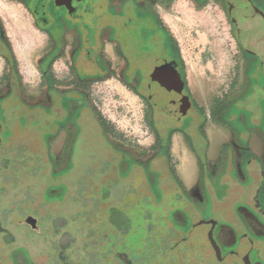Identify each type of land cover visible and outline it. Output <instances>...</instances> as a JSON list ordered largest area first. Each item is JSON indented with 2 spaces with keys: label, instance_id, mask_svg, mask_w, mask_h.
I'll use <instances>...</instances> for the list:
<instances>
[{
  "label": "rangeland",
  "instance_id": "1",
  "mask_svg": "<svg viewBox=\"0 0 264 264\" xmlns=\"http://www.w3.org/2000/svg\"><path fill=\"white\" fill-rule=\"evenodd\" d=\"M218 5L212 0L201 5L172 0L160 9L184 59L190 95L202 109L192 111L194 119L189 112L176 123L154 110L162 138L153 162L140 165L131 157L111 154L92 122L74 149L70 142L61 147V134L54 140L58 127L49 109L24 121L17 117L25 115L26 107L8 102L5 121L0 116V264H148L150 258L161 264L163 257L168 264H179L175 256L184 251L187 259L181 264H219L205 239L209 220L226 227H240V221L253 226L257 220L262 236L247 225L245 233L247 239L264 244V91L261 97L249 95L252 82H246L245 57ZM0 15L23 78L33 81L44 35L33 29L30 17L16 3L0 1ZM248 42L255 47L252 39ZM250 60L253 82L263 88L264 66L258 68L256 57ZM217 96H226L224 106L217 109L225 126L209 121L215 113L210 104ZM90 101L121 139L142 150L149 148L153 138L142 100L116 80H104L91 85ZM201 125L206 139L198 129ZM174 127L184 129L187 139L179 133L170 139ZM70 133L74 138V129ZM223 135L231 138L238 160L231 145H217ZM169 170L186 186L188 198L172 174H166ZM222 178L242 193L230 189ZM193 179L200 203L191 195ZM161 181L163 192L158 190ZM208 185L220 200L216 206L209 201ZM189 205L198 209V216L192 217ZM175 210L182 216L180 224L173 221ZM29 217L35 220L34 228L25 222ZM174 229L183 234L190 230L191 237L178 243ZM259 246L258 252L249 253L251 264H264V246ZM227 251L220 248L222 264L241 263ZM118 254L125 256L117 258Z\"/></svg>",
  "mask_w": 264,
  "mask_h": 264
},
{
  "label": "flooded vegetation",
  "instance_id": "2",
  "mask_svg": "<svg viewBox=\"0 0 264 264\" xmlns=\"http://www.w3.org/2000/svg\"><path fill=\"white\" fill-rule=\"evenodd\" d=\"M0 1L21 6L30 17L33 29L43 34L45 38L44 46L34 65L37 76L33 81L26 80L23 78L0 15V116L3 120L7 118L10 109L8 102L12 100L15 103L13 106H25L28 110L25 115L21 112L22 114L20 113L17 117V119L21 117L24 121L31 120V117L42 109H49L54 125L58 127L54 140L57 137L60 138L61 134V147L66 142H70L72 149L80 141L83 132L88 130L89 123H96L100 130V138L111 154L117 157H131L134 162L142 165L145 161L153 162L158 157L155 151L162 137L157 126L159 120L154 110H160L166 118L176 123L186 117L189 112L202 109L196 105L190 95L184 59L175 36L163 24L160 15V9H164L172 0ZM189 1L193 5H201L210 0ZM212 1L219 4L218 6L222 9L229 25V32L245 57L246 82L250 84L252 82L249 95L260 96L264 87H259L253 82L254 65L251 64L250 58H258V68L264 66L262 56L264 0ZM251 39L255 47L249 46L251 44L248 40ZM262 76H264V69ZM104 80H116L121 87L142 100L146 128L153 138L146 150L139 149L121 139L116 128L107 122L96 104L90 101L91 85ZM225 99L219 102L213 99L210 104V108L215 107V113L209 117V121L213 120L221 126L225 124L219 121L217 111L221 110L217 109L224 106ZM194 115L196 114L192 112L193 119ZM205 123L206 121L203 125ZM13 125L17 126V121L14 120ZM203 125L198 129L206 139ZM73 129L74 138L70 135ZM175 133H179L184 140L187 139L184 129L180 130L177 127L169 133L170 139ZM231 147L234 148L233 152L237 154L235 157L238 160L239 152L234 145ZM247 149L249 147L245 148ZM192 153L194 155L195 151L193 150ZM167 154L164 156L165 160H169V148H167ZM138 155L144 159L139 161ZM167 173L172 174L180 193L187 197L186 186L176 173L170 170ZM251 176L256 179L253 173ZM226 181L230 184L229 179H221L222 183ZM190 183L192 192L195 193L191 195L199 203L202 202L200 193L198 190L195 191L194 179ZM207 189L209 201L214 206L211 193L216 196L215 190L209 185ZM158 190L160 192L166 190L162 181L159 183ZM242 191L239 188L238 193ZM146 192L150 193L148 188ZM189 207L192 209L190 211V214H193L192 217L198 216V209L191 205ZM172 215L174 222L179 224L183 222L177 210L173 211ZM254 222L252 226L240 221V227L238 225L226 227L211 220L206 222L205 239L219 264L223 263L220 256L221 247L227 248L230 256L239 257L240 264H251L248 260L249 253L253 250L258 252L259 245L264 246L260 244L262 241L254 242L247 239L246 225L257 236H262V226L257 220ZM148 225L149 230L151 224ZM189 232L190 230H187L183 234L174 229L175 235L179 238L178 243L185 242L187 237L190 238L192 232ZM209 234L219 248V256L210 244ZM245 241H248L250 245L244 246ZM177 253L179 254L175 256V259L179 261L178 263H185L187 259L185 251ZM122 255L118 254L116 257L119 258ZM160 262L168 264L167 257H163ZM148 264H155V259L150 258Z\"/></svg>",
  "mask_w": 264,
  "mask_h": 264
},
{
  "label": "crops",
  "instance_id": "3",
  "mask_svg": "<svg viewBox=\"0 0 264 264\" xmlns=\"http://www.w3.org/2000/svg\"><path fill=\"white\" fill-rule=\"evenodd\" d=\"M186 76H187V72H186ZM187 82H188V76H187ZM213 99H215V100H217V102H219L220 100H222L224 98H222V96H220V97L217 96ZM219 138H220V141L218 142L217 145H219L220 147H222L224 145H232V140H231V138H229V136L223 135L222 137H219ZM249 149H250V147H249ZM230 189L234 190V189H238V187H237V185H235V183H230ZM227 192H229V190H227ZM211 196H212V202H213L214 206H216L220 200H218L217 197L214 196L212 193H211Z\"/></svg>",
  "mask_w": 264,
  "mask_h": 264
},
{
  "label": "water",
  "instance_id": "4",
  "mask_svg": "<svg viewBox=\"0 0 264 264\" xmlns=\"http://www.w3.org/2000/svg\"><path fill=\"white\" fill-rule=\"evenodd\" d=\"M183 113H184V112H183ZM25 222H26L27 224H29L32 228L35 227V220H34L33 218H30V217H29V218H27V219L25 220ZM212 223H213V222H212ZM208 238H209L210 244H211V246L213 247L214 251L216 252L217 256H219V248H218V246L215 244V242H214V240L212 239V237L210 236V234H209Z\"/></svg>",
  "mask_w": 264,
  "mask_h": 264
},
{
  "label": "bare ground",
  "instance_id": "5",
  "mask_svg": "<svg viewBox=\"0 0 264 264\" xmlns=\"http://www.w3.org/2000/svg\"><path fill=\"white\" fill-rule=\"evenodd\" d=\"M181 12H182V14H183L184 16H188L187 11H185V10H181ZM192 76H193V75H192Z\"/></svg>",
  "mask_w": 264,
  "mask_h": 264
}]
</instances>
